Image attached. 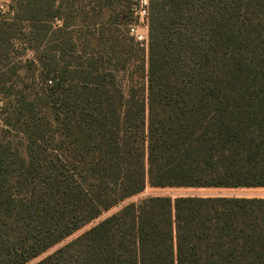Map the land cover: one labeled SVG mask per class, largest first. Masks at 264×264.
<instances>
[{
  "label": "trees",
  "instance_id": "trees-1",
  "mask_svg": "<svg viewBox=\"0 0 264 264\" xmlns=\"http://www.w3.org/2000/svg\"><path fill=\"white\" fill-rule=\"evenodd\" d=\"M9 0L0 264H264V0Z\"/></svg>",
  "mask_w": 264,
  "mask_h": 264
},
{
  "label": "rangeland",
  "instance_id": "rangeland-1",
  "mask_svg": "<svg viewBox=\"0 0 264 264\" xmlns=\"http://www.w3.org/2000/svg\"><path fill=\"white\" fill-rule=\"evenodd\" d=\"M136 1V0H134ZM9 0H0V6L8 5ZM135 19V18H134ZM134 22V21H133ZM142 32L146 31L144 24H140ZM147 196H166L177 198L181 196H231V197H264V189H182V188H147L139 198Z\"/></svg>",
  "mask_w": 264,
  "mask_h": 264
},
{
  "label": "built area",
  "instance_id": "built-area-1",
  "mask_svg": "<svg viewBox=\"0 0 264 264\" xmlns=\"http://www.w3.org/2000/svg\"><path fill=\"white\" fill-rule=\"evenodd\" d=\"M149 7L150 0H136V6L134 8V22L129 26V34L136 39L140 46L147 49L149 44ZM4 6H0V11L4 10ZM140 24H144L146 31L142 32Z\"/></svg>",
  "mask_w": 264,
  "mask_h": 264
}]
</instances>
